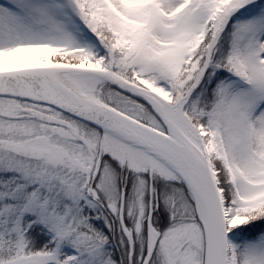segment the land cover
<instances>
[{"label": "snow or ice", "instance_id": "6c2138e0", "mask_svg": "<svg viewBox=\"0 0 264 264\" xmlns=\"http://www.w3.org/2000/svg\"><path fill=\"white\" fill-rule=\"evenodd\" d=\"M0 264H264V0H0Z\"/></svg>", "mask_w": 264, "mask_h": 264}]
</instances>
